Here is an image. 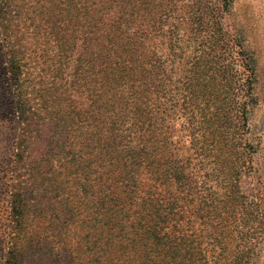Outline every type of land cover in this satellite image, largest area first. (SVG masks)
Returning <instances> with one entry per match:
<instances>
[{"label": "trees", "instance_id": "16d2710c", "mask_svg": "<svg viewBox=\"0 0 264 264\" xmlns=\"http://www.w3.org/2000/svg\"><path fill=\"white\" fill-rule=\"evenodd\" d=\"M231 5L0 0V264H252L254 72L220 27Z\"/></svg>", "mask_w": 264, "mask_h": 264}, {"label": "rangeland", "instance_id": "374dc122", "mask_svg": "<svg viewBox=\"0 0 264 264\" xmlns=\"http://www.w3.org/2000/svg\"><path fill=\"white\" fill-rule=\"evenodd\" d=\"M195 2V0H192ZM191 0L187 2L191 3ZM195 8V5L193 7ZM220 27L229 32L233 36L237 37L243 55L248 57L246 64L253 69L254 78L251 84V92L254 101L250 107V114L248 115V131H246V139L251 145L249 151L246 152L247 159L252 162V171L245 173L240 180V187L242 191L251 196L262 200L264 203V0H232L230 11L222 14V18L219 19ZM173 25L178 24L177 20L172 21ZM219 28V27H218ZM219 28V29H221ZM25 44H23L24 46ZM168 47V44H166ZM181 53V50H178ZM187 52V57L192 59L194 54ZM179 53H170L169 49H162V59H173L176 61L180 58ZM171 54V55H170ZM197 56V55H196ZM172 69L169 74L173 77V81L177 82L178 88H181L183 83V72L177 62L174 66H170ZM4 148V149H3ZM55 150H48L45 147L39 149L36 153H39L40 158L45 159V154L55 158ZM10 156L8 147H4L1 144L0 139V164L3 158ZM48 158V157H47ZM59 159V156L56 157ZM37 164V161L34 163ZM2 168H0L1 171ZM48 171L46 176L51 171V165L46 166ZM42 182L38 184V188L41 187ZM2 183L0 181V243L2 240V232L7 226V205L2 201ZM49 199L51 196H46ZM50 202V201H49ZM264 205V204H263ZM47 207H45L46 209ZM40 210L34 211V217H42L39 215ZM46 223V222H44ZM1 247V245H0ZM1 248H0V261H1ZM252 264H264V243H262L256 250V255L252 261Z\"/></svg>", "mask_w": 264, "mask_h": 264}]
</instances>
